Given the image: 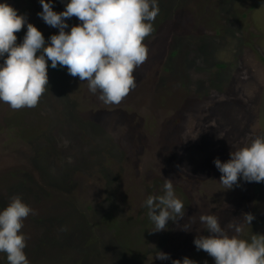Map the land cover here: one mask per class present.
I'll return each mask as SVG.
<instances>
[{"label":"rangeland","instance_id":"obj_1","mask_svg":"<svg viewBox=\"0 0 264 264\" xmlns=\"http://www.w3.org/2000/svg\"><path fill=\"white\" fill-rule=\"evenodd\" d=\"M48 2L59 13L70 0ZM0 3L37 27L46 46L59 34L37 15L40 0ZM157 3L154 31L144 40L147 60L119 105L103 103L66 67L48 70L40 106L13 110L0 101V211L14 196L33 209L21 229L26 245L61 218L72 238L83 240L79 250L68 241L45 252L51 264H172L185 257L215 264L194 244L209 235L201 215L216 216L229 237L264 235V182L240 179L227 190L214 164L264 136V0ZM66 23L70 32L82 22ZM26 32L27 24L15 33L17 44ZM165 179L185 216L150 232L145 202L164 194ZM245 213L255 216L251 225ZM235 217L239 234L227 228ZM158 251L170 259H155ZM0 264H9L2 252Z\"/></svg>","mask_w":264,"mask_h":264},{"label":"clouds","instance_id":"obj_2","mask_svg":"<svg viewBox=\"0 0 264 264\" xmlns=\"http://www.w3.org/2000/svg\"><path fill=\"white\" fill-rule=\"evenodd\" d=\"M42 12L37 15L49 26L59 29L46 46L40 30L27 23L25 16L7 3H0V101L13 110L34 108L48 88V61L56 69L66 67L68 74L88 83L92 93L99 91V99L107 105H119L136 82V67L148 57L144 44L153 31L159 8L157 0H70L63 12L53 11L52 3L40 0ZM76 17L82 23L72 26L67 20ZM27 24L23 42L17 44L18 33ZM214 164L221 172L220 183L225 189L246 182H264V136L256 137L239 150L230 153L227 162L219 158ZM164 194L149 196L145 202L148 216L155 229L168 230V221L183 219V202L175 196L170 179L164 181ZM35 214L19 196L11 198L9 205L0 211V252L6 253L9 264H30L24 249L26 236L21 232L24 220ZM200 222L208 236L194 239L196 249L203 250L215 264H264V235L254 234L251 242L229 237L214 215H201ZM255 216L243 214L245 223L251 225ZM184 231H189L185 224ZM228 229L241 233L242 226L229 223ZM155 259L168 260L169 254L158 251ZM172 264H195L185 257Z\"/></svg>","mask_w":264,"mask_h":264},{"label":"trees","instance_id":"obj_3","mask_svg":"<svg viewBox=\"0 0 264 264\" xmlns=\"http://www.w3.org/2000/svg\"><path fill=\"white\" fill-rule=\"evenodd\" d=\"M173 54L175 53L173 52ZM47 63H48L49 71L58 72L63 68V67L58 66L56 69H53L51 67V62L48 61ZM217 66L223 67L224 64L218 63ZM41 102L42 100L40 99L37 107L41 105ZM245 208L247 209L246 205L243 206V208H238V209L243 210ZM238 221H239V218L235 217L232 219L230 223L237 225ZM65 223H66L65 218L58 219L56 221V224H54L51 228H49L47 232L43 234V236L42 235L38 237L32 236L33 240L30 239L31 243L27 244L26 248L24 249L27 259L33 260L32 262H30V264H51L50 262H48L47 257L45 256V252H47L51 248H56V246L65 245L68 241L71 247L73 248L75 247V249H78V250L82 248L83 240L80 239V236L76 237V235H74V238H72V234L70 235L67 232L68 230L65 228ZM57 229L59 231H62V233H59ZM84 230L85 228L80 230L81 235H83V233L85 232ZM54 232H56V234ZM33 241H36V243H34Z\"/></svg>","mask_w":264,"mask_h":264}]
</instances>
